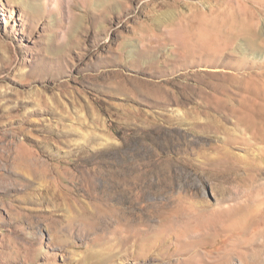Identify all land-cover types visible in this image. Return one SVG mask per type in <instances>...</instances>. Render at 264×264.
Returning a JSON list of instances; mask_svg holds the SVG:
<instances>
[{
  "label": "rangeland",
  "instance_id": "1",
  "mask_svg": "<svg viewBox=\"0 0 264 264\" xmlns=\"http://www.w3.org/2000/svg\"><path fill=\"white\" fill-rule=\"evenodd\" d=\"M263 110L264 0H0V264L249 253L193 207L247 198Z\"/></svg>",
  "mask_w": 264,
  "mask_h": 264
},
{
  "label": "bare ground",
  "instance_id": "2",
  "mask_svg": "<svg viewBox=\"0 0 264 264\" xmlns=\"http://www.w3.org/2000/svg\"><path fill=\"white\" fill-rule=\"evenodd\" d=\"M253 23L254 22H251V20L247 21L241 19L237 24L232 23L231 27L233 26V29L237 28L236 33L242 34L243 36L255 35L257 30L255 27L256 24L254 25ZM228 42L229 39H227V44H229ZM260 113L262 123L264 124V110L260 111ZM239 121L247 124L246 127L248 129H254L261 120H259L258 117L255 118L249 112L242 111ZM254 130L257 132L259 129L256 128ZM262 134L264 142V131ZM256 156L258 157H252L250 160V165L254 169V172H246L238 176L241 181V187H243L239 189V194L241 190L244 189L242 190V194L247 197L246 199H243L242 195L238 196L236 202L224 208L221 213L219 212V215L212 214L209 212L210 209H205L202 204L193 207L196 212L195 217L202 226L207 227L208 222L212 223L211 229H217V227L226 229L228 225L226 227L225 222L230 220L231 227L235 229L239 228V231L242 233L239 232L242 237L238 239V241L250 247L249 253H244L233 246V248L230 249L226 248L219 254L217 260L213 264H233L232 251L236 254L243 253L241 255L242 264H264V171L259 163V161L264 160V154ZM226 159H228L227 162H229V160L233 162V155L228 154ZM261 225L263 227L250 235L256 226Z\"/></svg>",
  "mask_w": 264,
  "mask_h": 264
}]
</instances>
